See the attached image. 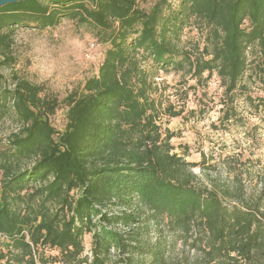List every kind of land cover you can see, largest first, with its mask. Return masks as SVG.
<instances>
[{
  "label": "trees",
  "instance_id": "16d2710c",
  "mask_svg": "<svg viewBox=\"0 0 264 264\" xmlns=\"http://www.w3.org/2000/svg\"><path fill=\"white\" fill-rule=\"evenodd\" d=\"M65 19L108 45L98 74L64 99L16 73L7 79L17 30ZM193 26L202 43L182 38ZM170 70L197 84L217 74L221 121L238 122V94L249 80L264 87V0H31L0 9V123L17 122L0 150V264H264V181L249 192V161L228 158L232 181L208 185L194 169L218 168L175 152L159 121L184 109L155 81ZM62 108L60 132L50 119Z\"/></svg>",
  "mask_w": 264,
  "mask_h": 264
},
{
  "label": "rangeland",
  "instance_id": "374dc122",
  "mask_svg": "<svg viewBox=\"0 0 264 264\" xmlns=\"http://www.w3.org/2000/svg\"><path fill=\"white\" fill-rule=\"evenodd\" d=\"M171 1L174 7H178L179 0ZM151 4L152 1L142 6L149 8ZM182 38L193 43L203 41L202 33L194 26L186 28ZM107 49L108 45L101 43L94 30L69 19L44 30L19 28L13 46L16 64L3 73L7 79L16 73L42 86L44 95L64 99L98 74ZM257 60L255 54L250 56V69L255 67ZM155 81L159 94L167 102L178 111L181 107L184 109L181 116H162L159 121L163 130L175 135L171 140L175 152L184 155L190 163L206 161V165L219 170L204 173L201 167H197L194 172L199 179L208 185L210 181H232L233 176L225 172V160L235 158L249 161L242 179L249 192L259 191L261 181H264V105L261 106L264 87L260 82L256 79L248 81L247 89L238 94L234 104L240 120L224 124L221 121V111L225 107L224 88L217 74L197 84L196 80L182 77L178 71H161ZM191 109L195 110L194 115L189 113ZM50 120L57 131H63L67 109L58 110ZM16 129L17 122L13 119L0 123V150L6 148L8 137ZM85 243L90 246V235L86 236ZM175 254H181L180 244Z\"/></svg>",
  "mask_w": 264,
  "mask_h": 264
},
{
  "label": "water",
  "instance_id": "95a60500",
  "mask_svg": "<svg viewBox=\"0 0 264 264\" xmlns=\"http://www.w3.org/2000/svg\"><path fill=\"white\" fill-rule=\"evenodd\" d=\"M31 0H0V9L11 4L26 2Z\"/></svg>",
  "mask_w": 264,
  "mask_h": 264
}]
</instances>
